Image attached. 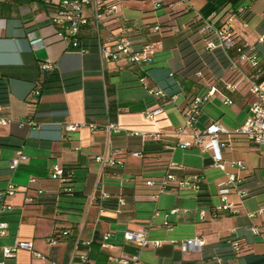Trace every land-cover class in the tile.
Segmentation results:
<instances>
[{
  "label": "crops",
  "instance_id": "crops-1",
  "mask_svg": "<svg viewBox=\"0 0 264 264\" xmlns=\"http://www.w3.org/2000/svg\"><path fill=\"white\" fill-rule=\"evenodd\" d=\"M48 1L0 0V79L7 87V119L11 121L0 126V221L8 224L0 248L17 240L29 241L44 257L38 259L21 250L6 264H82V256L89 258L91 252L105 255L103 264L110 258L134 257L139 264H218V260L222 264H264V147L238 141L223 155L224 171L211 167L208 156L198 150L166 149L183 125L186 96L196 91L186 92L183 87L186 61L180 42L199 30V16L209 0H191L187 10L173 0H110L117 5L116 14H104L98 30L89 22L79 31L80 46L87 53L58 40L48 20L55 7ZM241 5L249 16L247 25L235 24L239 42L254 46L264 70V42H257L264 36V0H242ZM85 15L90 17L91 12L86 10ZM156 26L159 31L154 30ZM126 28L131 29L126 36L134 50L154 47L152 62L141 68L130 67L124 60L101 65L97 40L112 46L113 37ZM147 34L159 39L147 41ZM202 46L200 39L191 48L198 56L213 55L203 52ZM170 50L180 55L177 67L170 65ZM44 62L53 67L47 76L41 70ZM218 68L211 79L230 77L227 67ZM210 70L204 62L202 72ZM193 80L200 85L194 76ZM36 84L41 95L34 101L29 93ZM155 87L175 96V101L164 107L153 125L144 112L150 102L147 91ZM229 96L231 105L218 98L204 104L196 127L218 122L229 131L239 128L249 116L252 97L244 83ZM29 117L35 126H18L17 122ZM107 123L123 131L109 136L103 130ZM67 125L80 127L65 133ZM134 131L144 133V138L131 135ZM18 152L26 161L13 169L10 162ZM99 157L119 159L122 166L103 167ZM234 162H241L243 169ZM54 166L67 172L66 185L50 178ZM165 174L177 180L200 175L201 192L195 197L189 186L176 183L155 199V188L146 187L145 180ZM228 175L241 179L239 188L247 196H229L235 212L214 217V207L221 204L217 193ZM9 186L11 195L7 194ZM102 194L108 195L104 203ZM5 205L11 209H3ZM165 224L172 227L171 232ZM251 227L259 233L253 235ZM139 230L164 243L138 248L123 242L125 231ZM107 234L110 242L102 247ZM51 237L56 244L49 246L46 239ZM187 239H201L204 245L185 252L179 242ZM235 241L240 252L232 249Z\"/></svg>",
  "mask_w": 264,
  "mask_h": 264
},
{
  "label": "built area",
  "instance_id": "built-area-1",
  "mask_svg": "<svg viewBox=\"0 0 264 264\" xmlns=\"http://www.w3.org/2000/svg\"><path fill=\"white\" fill-rule=\"evenodd\" d=\"M110 0H49L48 4L55 7V10L49 13V23L55 28V35L59 41L67 47L78 49L81 53H87V48L80 46L79 31L87 26L89 22L98 30L104 14H113L117 12V5L108 3ZM175 4L181 6L183 10H187L191 5V0H173ZM89 10L91 16H86L85 11ZM248 10L243 5L232 6L225 5L218 12L212 13L207 18L199 16L201 26L198 30L202 41V51L205 53H214L219 51L228 62L227 69L230 72L228 79H204L203 72L198 70L193 76L200 80L199 87L192 94L186 96V106L182 110L183 125L176 129L174 133V143L166 146V149L180 150H198L202 154L208 156L211 161L210 166L221 171L225 170L226 162L223 155L225 151L231 149L238 141L245 142L264 147V70L259 65L255 48L253 45L246 42H239V33L235 28L236 22L247 25ZM154 30L159 31V27H154ZM131 33L130 28H126L123 32L116 34L113 37V45L108 46L97 40L96 50L100 58L101 65L108 63H118L121 60L126 61L130 67H143L152 62L156 51L153 46L146 45L140 51L134 50L129 38L126 36ZM258 43L264 42V36L257 40ZM248 67V68H246ZM53 69L50 62L41 64V70L51 72ZM143 80H141L142 82ZM246 84L248 94L252 97V102L249 104V116L246 121L236 130L229 131L218 122H212L206 125L203 129L196 127L197 119L201 113L204 104L210 100L218 98L223 104L231 105L233 101L230 94L238 90L240 84ZM150 98L149 107L144 112L145 119L155 125L156 118L162 114L164 107L170 102L175 101V96L170 97L164 89L155 87L147 91ZM32 100L40 97V86L36 84L29 93ZM11 121L7 119V109L0 105V126H6ZM19 127L35 126L33 120H25L17 122ZM80 126L67 125L64 127L65 133L75 132ZM95 129V126H90ZM103 130L110 136L122 132L123 129L113 123H107L103 126ZM133 136L144 138L142 132H131ZM134 157H141L140 153H134ZM26 161V156L22 152H18L15 159L11 160L10 167L16 168L20 163ZM97 161L103 167L122 166V161L116 158L99 157ZM237 168L243 169L241 162L233 163ZM50 178L66 185L69 182L67 172L58 166H54L50 170ZM202 177L197 174L185 176L181 180L175 179L170 174H165L155 179L145 180L146 187L155 188L154 198L157 199L162 193L171 189L173 184L179 186H189L193 195H197L202 189ZM35 180H30L33 183ZM241 179L228 175L226 181L221 184L217 197L220 200V205L213 209V216L217 217L221 213L235 212L234 205L229 202L228 197L236 195L239 198L247 196V193L239 188ZM69 191V190H67ZM13 193L12 187L7 188V194ZM41 193V192H39ZM1 197V196H0ZM107 194H102L100 197L101 203L106 202ZM3 209L10 210V206H3ZM100 212H103V206H100ZM175 213V211H171ZM199 219H204V212H199ZM8 224L0 221V238L6 235ZM167 232H171L172 227L165 224ZM250 232L257 235L259 230L251 227ZM111 239V235L107 234L102 238V247H107ZM124 243L131 244L138 248L152 246L153 248L161 246L164 242L161 240L149 239L145 230L125 231L122 235ZM49 246L56 244V239L51 237L46 239ZM173 243V242H170ZM204 245L201 239H187L179 242L181 250L194 251L199 250ZM232 249L237 252L238 245L232 243ZM27 251L32 256L38 259L44 257L33 250V245L29 241L17 240L11 246L0 248V264H6L15 256L18 251ZM82 264H90V259L87 255L82 256ZM108 264H139L136 257L126 260L123 258H110ZM218 264H222L218 260Z\"/></svg>",
  "mask_w": 264,
  "mask_h": 264
},
{
  "label": "trees",
  "instance_id": "trees-1",
  "mask_svg": "<svg viewBox=\"0 0 264 264\" xmlns=\"http://www.w3.org/2000/svg\"><path fill=\"white\" fill-rule=\"evenodd\" d=\"M241 2L242 0H209L208 4L204 8V10L201 12V17L207 18L212 13L218 12L219 10H221L227 4H231L232 6H238L241 4ZM200 39L201 38H199L198 28H197L194 30L192 34L189 35V37H187L186 39L180 42L182 46L181 52L183 54V58L186 61V65L182 73L183 74V79H182L183 87L186 92L191 91V88L199 87L197 83L198 81L193 80V74L198 70L202 71L204 62L210 66L211 70L213 71L215 75H217L219 72L218 70L220 68L218 67L225 68L228 66L227 60L224 58V56L219 51H215L214 53H212L213 55H210V54H203L201 56L196 55L191 47H192L193 42L198 41ZM44 73H45V76H47L50 72H44ZM203 75L205 76L206 74L203 73ZM40 95H41V88H40ZM34 101H33V104H35ZM0 105L7 109L8 91H7V87L3 79H0ZM29 119L33 120V118L31 117H29L28 120ZM33 122L35 123L34 120ZM233 243H236L238 245L239 249L237 252H240L239 243L236 241ZM89 259L90 260L95 259L94 260L95 264H103L107 260V257L101 253L94 254L93 252H91V254L89 255Z\"/></svg>",
  "mask_w": 264,
  "mask_h": 264
},
{
  "label": "rangeland",
  "instance_id": "rangeland-1",
  "mask_svg": "<svg viewBox=\"0 0 264 264\" xmlns=\"http://www.w3.org/2000/svg\"><path fill=\"white\" fill-rule=\"evenodd\" d=\"M119 12V9H118ZM145 38L147 39V41H154V40H158V36L156 35H152V34H147L145 35ZM170 55H171V67H177L178 65H180L181 59H180V55L177 51L174 50H170ZM205 78L206 80L211 79L212 77L216 76L212 70L210 71H206L205 72Z\"/></svg>",
  "mask_w": 264,
  "mask_h": 264
}]
</instances>
